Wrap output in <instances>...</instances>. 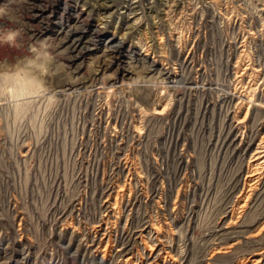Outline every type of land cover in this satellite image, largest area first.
Wrapping results in <instances>:
<instances>
[{
  "label": "rangeland",
  "instance_id": "rangeland-1",
  "mask_svg": "<svg viewBox=\"0 0 264 264\" xmlns=\"http://www.w3.org/2000/svg\"><path fill=\"white\" fill-rule=\"evenodd\" d=\"M0 264H264V0H0Z\"/></svg>",
  "mask_w": 264,
  "mask_h": 264
},
{
  "label": "bare ground",
  "instance_id": "bare-ground-1",
  "mask_svg": "<svg viewBox=\"0 0 264 264\" xmlns=\"http://www.w3.org/2000/svg\"><path fill=\"white\" fill-rule=\"evenodd\" d=\"M78 29V28H77ZM75 57V56H74ZM73 58V57H72Z\"/></svg>",
  "mask_w": 264,
  "mask_h": 264
}]
</instances>
